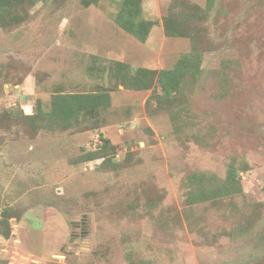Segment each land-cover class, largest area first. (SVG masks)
<instances>
[{
    "label": "rangeland",
    "instance_id": "1",
    "mask_svg": "<svg viewBox=\"0 0 264 264\" xmlns=\"http://www.w3.org/2000/svg\"><path fill=\"white\" fill-rule=\"evenodd\" d=\"M123 4L0 0V264H264V0Z\"/></svg>",
    "mask_w": 264,
    "mask_h": 264
},
{
    "label": "trees",
    "instance_id": "2",
    "mask_svg": "<svg viewBox=\"0 0 264 264\" xmlns=\"http://www.w3.org/2000/svg\"><path fill=\"white\" fill-rule=\"evenodd\" d=\"M141 13L140 0H124V4L118 15L116 16V22L129 33L133 34L140 41H145L149 36V33L155 24L154 21L145 20ZM166 34H175L170 27L166 26ZM187 55L184 56V58ZM186 60V58H185ZM180 59L177 65H182L186 61ZM173 72L172 70H160L151 69L147 67H139L136 73V87L139 89H149L152 86L156 76L159 77L162 87L167 88L165 78ZM86 100L90 105H97L100 102L99 97L91 94H71L60 96V101L56 102V106L61 109V112L65 116H72L80 107L84 106L83 101Z\"/></svg>",
    "mask_w": 264,
    "mask_h": 264
}]
</instances>
